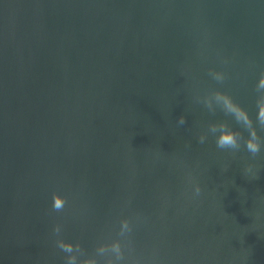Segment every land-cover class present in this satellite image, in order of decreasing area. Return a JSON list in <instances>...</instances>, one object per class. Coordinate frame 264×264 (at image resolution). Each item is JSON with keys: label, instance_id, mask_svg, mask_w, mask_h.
<instances>
[{"label": "water", "instance_id": "obj_1", "mask_svg": "<svg viewBox=\"0 0 264 264\" xmlns=\"http://www.w3.org/2000/svg\"><path fill=\"white\" fill-rule=\"evenodd\" d=\"M262 113L264 0H0V264H264Z\"/></svg>", "mask_w": 264, "mask_h": 264}, {"label": "clouds", "instance_id": "obj_2", "mask_svg": "<svg viewBox=\"0 0 264 264\" xmlns=\"http://www.w3.org/2000/svg\"><path fill=\"white\" fill-rule=\"evenodd\" d=\"M216 99L220 102V97L218 95H216ZM262 115H264V113H262ZM215 130V129H213ZM218 146L219 147H225V146H235V139L232 136H221L218 141ZM249 149L253 152L259 151V146L256 144H249ZM249 170H251V166H249ZM201 189L199 187H197L195 189V194L199 195L200 194ZM57 208L60 207V205H56ZM56 231H59V228L57 227ZM62 246V245H61Z\"/></svg>", "mask_w": 264, "mask_h": 264}, {"label": "snow or ice", "instance_id": "obj_3", "mask_svg": "<svg viewBox=\"0 0 264 264\" xmlns=\"http://www.w3.org/2000/svg\"><path fill=\"white\" fill-rule=\"evenodd\" d=\"M57 205H60V202L59 201L57 202Z\"/></svg>", "mask_w": 264, "mask_h": 264}]
</instances>
